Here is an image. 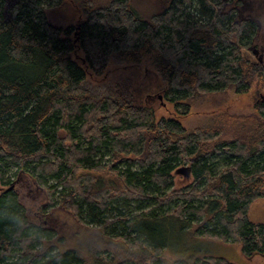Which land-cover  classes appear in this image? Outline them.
<instances>
[{"label": "trees", "instance_id": "trees-1", "mask_svg": "<svg viewBox=\"0 0 264 264\" xmlns=\"http://www.w3.org/2000/svg\"><path fill=\"white\" fill-rule=\"evenodd\" d=\"M70 1L83 15L75 29L49 19L64 0H0V264H235L167 260L177 232L264 257V223L250 219L264 198V102L255 115L224 112L189 131L157 120L129 86L104 97L83 88L88 69L118 54L149 58L182 115L200 95L242 94L254 83L261 91L264 70L243 54L257 24L224 10L225 0H150L147 16L133 0ZM181 167L191 176L177 188ZM24 176L46 201L40 212L7 190ZM55 206L84 227L102 225L89 258L49 245Z\"/></svg>", "mask_w": 264, "mask_h": 264}, {"label": "rangeland", "instance_id": "rangeland-1", "mask_svg": "<svg viewBox=\"0 0 264 264\" xmlns=\"http://www.w3.org/2000/svg\"><path fill=\"white\" fill-rule=\"evenodd\" d=\"M64 1L67 3V8L62 9L63 11L58 9L48 10L49 19L53 24L63 28L72 27L75 29L83 20V15L70 0ZM133 6L142 16H147L153 11L150 0H133ZM243 54L248 57L247 59L250 62L258 63L257 56L251 51L245 49ZM81 57H84V53L80 50L76 51L74 58L80 64H82ZM161 80V76L149 58L139 63H130L122 56L115 54L102 71L87 70V78L83 88L104 97L119 87L129 86L131 92L134 93V98H138L143 106L147 104L154 111L157 120L161 118L178 120L189 131L207 124L209 119L224 112L245 116L255 115L257 114V103L264 102V89L258 91L257 83H254L248 92L242 94H237L234 89H228L223 93L197 96L191 100L189 113L182 115L183 109L177 111L175 105L169 102L164 97V93L158 89L157 86ZM140 92H142V95ZM30 181L29 178L24 176L14 188L22 203L34 214V212L42 210L46 201L38 192V189L34 186H28L31 185ZM185 182L184 177L178 175L176 176L175 187L180 188ZM2 187L0 185V190ZM48 215H50V225H52L51 228L55 237L49 245L55 246L54 251H58V248L73 249L87 259L90 256V249L100 244V239H98L96 233L102 229V225L84 227L79 224L72 214L60 206L49 209ZM250 219L253 223H264V198L256 201L251 206ZM44 226L48 227L46 221ZM107 233L103 234L107 235ZM238 247L237 244L233 243L197 239L188 234L181 235L177 232L172 234L170 243L164 251V257L171 262L181 261L182 263L185 262V259L191 261L196 256L200 259V257L210 255L225 258L236 264H264V257L257 255L253 258H246L241 254ZM235 251L239 253L240 257L236 255Z\"/></svg>", "mask_w": 264, "mask_h": 264}, {"label": "flooded vegetation", "instance_id": "flooded-vegetation-1", "mask_svg": "<svg viewBox=\"0 0 264 264\" xmlns=\"http://www.w3.org/2000/svg\"><path fill=\"white\" fill-rule=\"evenodd\" d=\"M229 3L224 6V10L229 7V13L237 10L236 15L240 21L251 20L257 24L254 42L247 48L255 56L258 63L264 70V0H225ZM248 58V57H247Z\"/></svg>", "mask_w": 264, "mask_h": 264}, {"label": "water", "instance_id": "water-1", "mask_svg": "<svg viewBox=\"0 0 264 264\" xmlns=\"http://www.w3.org/2000/svg\"><path fill=\"white\" fill-rule=\"evenodd\" d=\"M161 98V97H160ZM177 175H182L186 179H189L191 176V168L190 167H181L176 170ZM14 188V185H11L7 190H11Z\"/></svg>", "mask_w": 264, "mask_h": 264}, {"label": "crops", "instance_id": "crops-1", "mask_svg": "<svg viewBox=\"0 0 264 264\" xmlns=\"http://www.w3.org/2000/svg\"><path fill=\"white\" fill-rule=\"evenodd\" d=\"M239 248V247H238ZM239 250H240V248H239ZM240 252H241V250H240ZM235 253H236V255L237 256H239V253H237V251H235ZM241 254H242V252H241ZM240 257V256H239ZM234 263V262H233ZM236 264V263H235Z\"/></svg>", "mask_w": 264, "mask_h": 264}]
</instances>
